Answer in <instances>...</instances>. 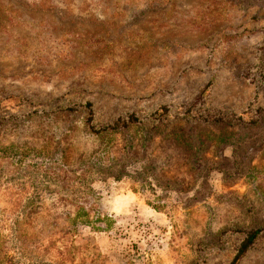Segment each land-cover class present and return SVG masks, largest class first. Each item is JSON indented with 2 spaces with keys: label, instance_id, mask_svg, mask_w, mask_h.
<instances>
[{
  "label": "rangeland",
  "instance_id": "rangeland-1",
  "mask_svg": "<svg viewBox=\"0 0 264 264\" xmlns=\"http://www.w3.org/2000/svg\"><path fill=\"white\" fill-rule=\"evenodd\" d=\"M130 114L140 161L95 132ZM257 228L234 264H264V0H0V264H231Z\"/></svg>",
  "mask_w": 264,
  "mask_h": 264
},
{
  "label": "trees",
  "instance_id": "trees-1",
  "mask_svg": "<svg viewBox=\"0 0 264 264\" xmlns=\"http://www.w3.org/2000/svg\"><path fill=\"white\" fill-rule=\"evenodd\" d=\"M88 105H90V104H88ZM91 120H92V116H89L87 121H91ZM107 131H110L112 133L121 132V133H124V134H128L130 136L128 138V143H129L128 147L129 148L127 150V153L131 152V156H129L128 154H124L123 156L126 159H133L135 161H140L142 158L134 154V151H133L134 145L138 143L139 147L143 148L155 136H157V135L162 133L161 129H158L157 126H155V125L149 127V126H146V125L140 123V121L138 120V118L134 114L128 115L127 118H118L112 124H107V125L103 126L102 128H99V129L95 130V132H97V133L107 132ZM185 139H186V142L191 141V137L189 135H186ZM134 140H137V142L134 143L133 142ZM196 163L200 164V161H196ZM246 165L248 167L249 158H247ZM142 167L144 168V170L140 171L138 173L139 178H136V180L138 182V185H139V189L140 190H144L145 189V185H149V187L151 189H153L150 186L151 185L150 181L143 179L142 176H152L153 179L155 180L156 179V170L152 171V168H151V170L149 171L148 168L150 166L146 165V164H144ZM110 168H111V166L104 168V171H105L104 173H106V171L109 170ZM102 172H103V170H102ZM55 176H59V175L56 174L55 172H52V174H50V177H49L48 181L51 182V183H56V179L57 178ZM61 176H68V175L63 174ZM82 176H86V178H88L89 176H92V175L90 173H86V174H84ZM88 189H91V188H87V187L84 188V190H88ZM77 208H78V211L76 213V216L79 217V216L86 215V213L83 212V207L82 206L78 205ZM160 211H162V210H160ZM82 221L85 222V220H82ZM97 229H99V227H97ZM259 232H260V228H257V229H254V230L251 229V230H248L246 232L247 233L246 238L242 241L241 246H240L236 256L234 257L233 261L231 262V264H234L244 254V252L252 244L253 240L258 236Z\"/></svg>",
  "mask_w": 264,
  "mask_h": 264
}]
</instances>
